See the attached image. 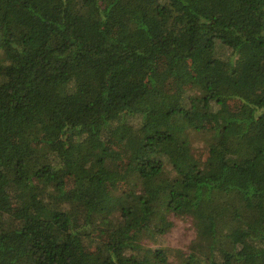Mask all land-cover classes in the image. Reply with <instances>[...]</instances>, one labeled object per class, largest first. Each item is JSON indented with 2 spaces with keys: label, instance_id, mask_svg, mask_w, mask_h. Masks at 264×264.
I'll list each match as a JSON object with an SVG mask.
<instances>
[{
  "label": "trees",
  "instance_id": "16d2710c",
  "mask_svg": "<svg viewBox=\"0 0 264 264\" xmlns=\"http://www.w3.org/2000/svg\"><path fill=\"white\" fill-rule=\"evenodd\" d=\"M0 264H264V0H0Z\"/></svg>",
  "mask_w": 264,
  "mask_h": 264
},
{
  "label": "rangeland",
  "instance_id": "374dc122",
  "mask_svg": "<svg viewBox=\"0 0 264 264\" xmlns=\"http://www.w3.org/2000/svg\"><path fill=\"white\" fill-rule=\"evenodd\" d=\"M192 148L193 152L198 158L206 159V145L203 139L198 135L192 134ZM120 185L117 187L119 188ZM170 219L174 221L173 228L168 231L163 236L150 237L146 235L142 242L143 245L147 248H171V249H180L182 251H187L191 241L195 237V226L191 217H177L170 214ZM171 261H175L176 257L174 254L170 256Z\"/></svg>",
  "mask_w": 264,
  "mask_h": 264
}]
</instances>
